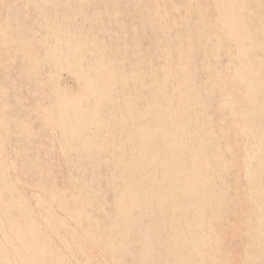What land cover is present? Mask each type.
Segmentation results:
<instances>
[{"label": "rangeland", "instance_id": "1", "mask_svg": "<svg viewBox=\"0 0 264 264\" xmlns=\"http://www.w3.org/2000/svg\"><path fill=\"white\" fill-rule=\"evenodd\" d=\"M46 1L0 0V264H264V0H142L121 39Z\"/></svg>", "mask_w": 264, "mask_h": 264}, {"label": "bare ground", "instance_id": "2", "mask_svg": "<svg viewBox=\"0 0 264 264\" xmlns=\"http://www.w3.org/2000/svg\"><path fill=\"white\" fill-rule=\"evenodd\" d=\"M5 1V0H4ZM8 1H10V0H8ZM58 0H56V2L55 3H51L52 2V0H47L46 2H45V4H47V8L49 9V10H56V8H57V5H59L58 4V2H57ZM63 3H66L67 5L66 6H68V5H70V4H76V6L74 7V8H67L68 10H63V12L64 13H62V16H60V14L58 13V14H55L54 16H52L53 18H56V19H58V26L59 27H61L62 26V24L63 25H65V23H66V21L67 22H72V21H75L74 22V27L77 29V26H78V23H76V21L79 19V16L77 15V14H75V12H77V11H79V10H82V13H83V11L86 9V8H88L89 9V12L88 13H90V15H91V17H87V18H89V20H90V22L92 23V21L91 20H96V19H98L99 20V18H103V19H105V17H109V18H113V19H115V27L113 28V32L111 31V29L110 28H108V29H106L105 31H103V33H101V34H104L105 33V36H108V35H115V37L116 38H118V39H121V37L119 36L120 34H123L124 32H125V30H126V28H129V29H131V28H135V26H136V23H135V18H136V16L137 15H139L141 12H140V10H141V2H142V0H61ZM150 2H151V0H149ZM148 1V3L149 4H151L150 2ZM153 1V0H152ZM36 2V1H35ZM146 2V1H145ZM14 5V4H13ZM96 5H98V6H100V10H97L96 8H95V6ZM161 6V5H160ZM229 7V6H228ZM23 8V7H22ZM166 8V7H165ZM167 10V9H166ZM222 10V9H221ZM28 12V11H27ZM98 12H101L100 14L102 15V16H100V14L98 13ZM86 15H83L82 16V22H85V21H89L88 19H86V18H84ZM98 17V18H97ZM36 21V20H35ZM61 21V22H60ZM100 21V20H99ZM104 21V20H103ZM182 21V20H181ZM45 23H46V21H45ZM101 23V22H100ZM41 24H44V23H41ZM92 26V25H91ZM15 28V27H14ZM71 28V27H70ZM82 28V27H81ZM21 30V29H20ZM19 30V31H20ZM48 30V29H47ZM67 30V29H66ZM243 31V30H242ZM71 32V31H70ZM109 32H111V33H109ZM0 33H1V31H0ZM90 33V35H91V33L93 34V32H89ZM107 33H108V35H107ZM208 33V32H207ZM250 36V35H249ZM91 37H95V36H91ZM91 37H89V39H91ZM57 39V38H56ZM162 39V38H161ZM249 39V38H248ZM7 41V40H6ZM208 41V40H207ZM104 42V41H103ZM204 42V41H203ZM206 43V42H205ZM212 44V43H211ZM130 47H131V50L133 51L134 49L133 48H135L136 47V43H134L133 42V40L130 42ZM238 45V44H237ZM209 46H211V45H209ZM123 47H125V44L123 43V45H122V48ZM71 48V47H70ZM191 48H192V46H191ZM180 54V53H179ZM157 57V56H156ZM236 57V56H235ZM93 58V57H92ZM264 58V57H263ZM98 59V58H97ZM148 61V60H147ZM149 62V61H148ZM230 62V61H229ZM188 64H189V62H188ZM189 65H191V64H189ZM126 66V65H125ZM134 66V65H133ZM166 66V65H165ZM107 67H108V65H107ZM135 67V66H134ZM253 67V66H252ZM169 68V67H168ZM254 68V67H253ZM108 69H109V67H108ZM135 69V68H134ZM234 69V68H233ZM247 69V68H246ZM202 70V69H201ZM251 70V69H250ZM141 72V71H140ZM112 79H111V86H113V88L112 89H115V88H119V87H121V85L120 86H116V84L119 82V81H121L122 82V90L123 89H127V90H131V87H130V79L128 78V77H126V76H123V75H121V74H113L112 73ZM176 78V77H175ZM174 78V79H175ZM106 79V81L107 82H109L110 81V77H108V78H105ZM115 80H116V82H115ZM243 80V79H242ZM115 82V83H114ZM249 86V85H248ZM247 86V87H248ZM259 86V85H258ZM263 86H264V84H263ZM260 87V86H259ZM250 88V87H249ZM260 89V88H259ZM261 90V89H260ZM2 92V91H1ZM14 93V92H13ZM255 94V93H254ZM4 96V95H3ZM58 98V97H57ZM17 99V98H16ZM18 100V99H17ZM128 100V99H127ZM127 100H126V104H124V110L125 111H129V103L127 102ZM209 101V100H208ZM99 103V102H98ZM263 103H264V101H263ZM210 104V103H209ZM260 104V103H259ZM4 107V106H3ZM160 107V106H159ZM222 107V106H221ZM13 108V107H12ZM217 111V110H216ZM49 113V112H48ZM127 113V112H126ZM8 114V113H7ZM208 114V113H207ZM15 115V114H14ZM28 115V114H27ZM95 116V115H94ZM113 118V117H112ZM122 120L124 121V120H126V116H122V118L119 120L118 119V121L115 119V121H117V123L120 121V123H118V124H120V126H121V124H122ZM132 119L131 118H129L127 121H129L130 123H131V125H133V123H132V121H131ZM17 121V120H16ZM201 121V120H200ZM22 122V121H21ZM188 122V121H187ZM202 122V121H201ZM84 123V122H83ZM3 126V125H2ZM28 127V126H27ZM21 128V127H20ZM13 129V128H12ZM171 129H173V128H171ZM16 133V132H15ZM55 133V132H54ZM151 134V133H150ZM97 135V134H96ZM61 136H63V135H61ZM17 138V137H16ZM245 138H246V136H245ZM44 139H45V137H44ZM198 140H199V138H198ZM107 141V140H106ZM200 141V140H199ZM21 143V142H20ZM108 143V142H107ZM4 144V143H3ZM254 144H256V143H254ZM28 146V145H27ZM29 147V146H28ZM198 147H199V145H198ZM30 149V148H29ZM147 151L149 152L148 153V156H152V149L151 148H148L147 149ZM28 153V152H27ZM2 155V154H1ZM86 156V155H85ZM146 157L147 156H143L142 158H141V167H142V169H143V171H142V173H143V178L142 179H145V182H144V187H143V189H144V192H149L152 196H154V195H156L157 196V193L154 191V188H153V185H154V180H153V178L152 177H150L149 175H147L146 173H145V171L148 169V168H151V167H153L154 168V162H150L149 160H147L146 159ZM168 161L169 160H164V161H162L161 162V164H160V167H162V169L164 170V171H166V172H168L169 171V168L170 167H168V165H169V163H168ZM133 162H136V161H133ZM78 165V164H77ZM150 166V167H149ZM120 167L122 168V169H124V170H126V168L128 167L127 165L125 166L124 165V163H122V165H121V163H120ZM207 167V166H206ZM246 167V166H245ZM95 168V167H94ZM250 168V167H249ZM80 169V168H79ZM131 171H129V172H126L127 174H129V177L128 178H125V177H123V176H119L118 178H115L116 180H114V181H118L119 183H123L124 184V186L125 187H127V188H131V193H132V196H133V199L132 200H130V205H129V207H127V210H125V213H127L128 212V210L129 209H132L133 207H139V205H140V202H139V199L137 198V196H134V195H136V194H139V191H137V189L135 188V183L134 182H136L137 180H142V179H140L139 178V176H140V173L139 174H137V175H134L133 174V171H134V169L132 170V167L131 168H129ZM146 169V170H145ZM121 172V171H120ZM122 173V172H121ZM86 178V177H85ZM84 178V179H85ZM87 180V179H86ZM106 181V180H105ZM68 183V182H67ZM35 184V183H34ZM29 185V184H28ZM212 185H213V183H212ZM258 185V184H257ZM70 186H72V185H70ZM259 186V185H258ZM32 187V186H31ZM74 188V187H73ZM85 188V187H84ZM128 193V192H127ZM117 196H116V201L118 202L117 204L119 205L120 204V199L123 201L124 199L122 198V193L120 194V193H117L116 194ZM159 198H160V196H158ZM145 198V197H144ZM163 198V197H162ZM165 199V198H164ZM145 200H146V198H145ZM227 202V201H226ZM220 203V202H219ZM218 203V204H219ZM221 204V203H220ZM219 204V205H220ZM147 206V205H146ZM142 208V207H141ZM163 208V207H162ZM189 208V207H188ZM124 209V208H123ZM143 210H145V209H143ZM173 210V213L172 214H170L171 216H170V222L172 223V221H174L175 219H177L176 217H179V214H178V212H177V210L175 209V208H173L172 209ZM222 210V209H221ZM18 214V213H17ZM146 214V213H145ZM226 214V213H225ZM19 215V214H18ZM141 218H136L134 221L133 220H131L129 217H128V215H127V217H126V221L128 220V222H124V224L126 225V227H128V234H134V233H136V232H138L137 234H146L145 233V230H144V228H139V231H136L137 229H138V227H139V225H141V222H142V219L144 218V216H140ZM248 217V216H247ZM166 218H168V217H166ZM227 218V217H226ZM225 218V219H226ZM229 218V217H228ZM251 218V217H250ZM149 219V218H148ZM179 220V219H178ZM181 221V220H180ZM250 221V220H249ZM158 222V221H157ZM163 222V221H162ZM184 222V221H183ZM143 223V222H142ZM160 223V222H159ZM191 225V224H190ZM13 226V225H12ZM29 226V225H28ZM172 226V225H171ZM35 227V226H34ZM187 227H188V225H187ZM193 227V226H192ZM189 228V227H188ZM190 229V228H189ZM195 229V228H194ZM30 230H32V229H30ZM172 230V229H171ZM255 231V230H254ZM254 231H252V232H254ZM177 232H179V231H177ZM260 232V231H259ZM174 233V232H173ZM4 234V233H3ZM249 234V233H248ZM263 236V235H262ZM190 238V237H189ZM145 240H147V239H145ZM175 240V239H174ZM190 240V239H189ZM189 240H188V238L185 236V238L183 239V242H182V248L181 249H183L184 251H185V253H186V255H187V258H188V260H190L191 259V255H192V253L190 252L191 251V247H188L189 246ZM204 240V239H203ZM128 241V240H127ZM165 241V240H164ZM205 241V240H204ZM203 241V242H204ZM208 241V240H207ZM209 242V241H208ZM252 243V242H251ZM190 246H191V243H190ZM262 246H263V248H264V242H263V244H262ZM211 249V248H210ZM146 250H143V252H144V254H146V252H145ZM112 252H114V251H112ZM213 253V252H212ZM174 255V254H173ZM46 256V255H45ZM170 257V256H169ZM175 257V256H174ZM195 259V258H194ZM194 259H193V261H194ZM212 260V259H211ZM123 261H124V259H123ZM191 262V261H190ZM8 263H9V261H8ZM198 264V263H197Z\"/></svg>", "mask_w": 264, "mask_h": 264}]
</instances>
